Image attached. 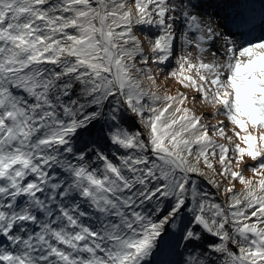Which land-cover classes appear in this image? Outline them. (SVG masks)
<instances>
[{
    "label": "snow or ice",
    "instance_id": "1",
    "mask_svg": "<svg viewBox=\"0 0 264 264\" xmlns=\"http://www.w3.org/2000/svg\"><path fill=\"white\" fill-rule=\"evenodd\" d=\"M0 264H264V0H0Z\"/></svg>",
    "mask_w": 264,
    "mask_h": 264
},
{
    "label": "rangeland",
    "instance_id": "2",
    "mask_svg": "<svg viewBox=\"0 0 264 264\" xmlns=\"http://www.w3.org/2000/svg\"><path fill=\"white\" fill-rule=\"evenodd\" d=\"M173 88H175V85H173ZM237 187H239V185H237Z\"/></svg>",
    "mask_w": 264,
    "mask_h": 264
}]
</instances>
